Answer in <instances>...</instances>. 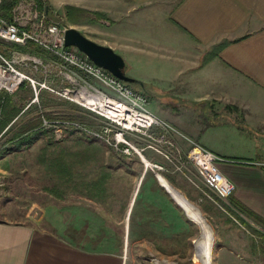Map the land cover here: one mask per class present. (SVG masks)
Masks as SVG:
<instances>
[{"label":"rangeland","instance_id":"1","mask_svg":"<svg viewBox=\"0 0 264 264\" xmlns=\"http://www.w3.org/2000/svg\"><path fill=\"white\" fill-rule=\"evenodd\" d=\"M101 3L102 0H1L0 13L17 19L27 29L56 23L61 28L74 27L102 43L103 30L111 21L97 10ZM35 46L42 50L37 53L33 45L16 43L11 49L43 62L38 66L32 60L20 63L36 81L38 96L33 84L26 80L9 93L16 94L19 88L28 86L24 97L17 105H10L8 113L1 99L0 219L32 221L47 229L66 225L79 244L126 255V264H247L246 243L264 245V232L259 229L264 230V224L235 208L230 197L218 198L204 183L196 164L187 159L191 141L198 142L194 138L185 137L189 148L183 151L172 138L173 145L169 147L155 145L148 137L131 136L130 141L138 148L163 158H146L148 163L163 167L150 164L148 169L169 174L188 198L168 185L183 208L174 211L172 221L152 210L142 222L140 212L130 213L125 222L129 195L134 190L135 165L124 157L135 153L123 152L124 145L117 148L111 140L116 124L104 118L100 108L88 106L91 96H101L103 100L118 97L87 73L65 68L64 61ZM131 70L154 80L148 60L137 62ZM144 84L131 86L148 96L155 85ZM15 115V122L6 128ZM240 130L242 135L256 134L245 126ZM160 133H154V137ZM221 135L220 138L219 133L211 132V138L222 144L227 156H247L249 142L242 135L237 140L227 132ZM255 137L262 153L264 138ZM165 150L172 154L166 157ZM158 177L164 181L161 174ZM202 220L208 223L214 240L207 248ZM255 264H262L261 259Z\"/></svg>","mask_w":264,"mask_h":264},{"label":"crops","instance_id":"2","mask_svg":"<svg viewBox=\"0 0 264 264\" xmlns=\"http://www.w3.org/2000/svg\"><path fill=\"white\" fill-rule=\"evenodd\" d=\"M99 9L111 21L100 44L121 54L127 75L155 85L146 95L149 107L174 127L170 138L183 151L189 148L185 137L194 138L223 158L219 168L234 182L232 198L246 212L234 207L264 221V144L261 153L255 137L264 138V0H102ZM12 46L0 41L6 55ZM33 46L38 53L41 48ZM145 60L154 80L131 70ZM27 87L3 94L6 113ZM12 117L6 128L17 116ZM242 126L256 134L242 135ZM211 132L220 138L227 132L235 140L242 135L249 142L247 156H227ZM143 153L163 159L149 149ZM124 159L135 165L125 222L132 212H140L142 222L152 210L172 221L174 211L183 208L170 187L187 195L166 172L147 169L137 154ZM245 253L247 264L259 259L264 264V245L248 242ZM0 264H126V255L81 245L63 224L47 229L32 221L0 219Z\"/></svg>","mask_w":264,"mask_h":264},{"label":"built area","instance_id":"3","mask_svg":"<svg viewBox=\"0 0 264 264\" xmlns=\"http://www.w3.org/2000/svg\"><path fill=\"white\" fill-rule=\"evenodd\" d=\"M67 29V27L61 28L56 23L40 29H27L22 27L17 19H8L0 13V41L16 43L26 47L30 45L41 46L44 50L50 51L55 58L64 61L65 68L69 66V69L71 67L80 69L90 77L98 80L118 97V99L111 96L107 97L109 111H114V117L100 112L104 118L116 124V133L111 140L115 141L114 145L117 148H119V145H124L126 149H123V152L140 155L139 150L144 149L133 144L130 141L131 136L148 137L156 143L155 145L166 144L172 147V139L168 133L169 131H175V129L169 122L148 108L147 96L136 91L131 85L119 79L107 69L95 64L78 48L66 46L65 32ZM25 60H32L36 64L35 66L43 62L37 58L30 59L28 55H20L16 51H12L11 55H6L0 48V118L2 117L1 99L3 94L14 92L26 80L33 84L35 95L38 96L36 81L20 67V63L22 64ZM37 84L39 83L37 82ZM155 127L161 129V133L156 138L153 131ZM191 143L192 147L187 154V159L196 164L204 183L214 191L218 198L225 200L231 197L235 191V184L221 172L218 165L224 159L196 141L192 140ZM156 150L163 153L159 148ZM168 151L171 150H165L166 157H169L168 154H172ZM154 165L155 168H163L158 164ZM209 198L213 199L211 195Z\"/></svg>","mask_w":264,"mask_h":264},{"label":"water","instance_id":"4","mask_svg":"<svg viewBox=\"0 0 264 264\" xmlns=\"http://www.w3.org/2000/svg\"><path fill=\"white\" fill-rule=\"evenodd\" d=\"M65 45L78 48L85 53L95 64L107 69L113 75L126 83H133L134 78L126 73V62L124 58L110 46L100 44L74 27L65 32ZM167 187L168 183L164 180ZM170 186V185H169ZM169 191H172L170 189ZM162 264V263H159Z\"/></svg>","mask_w":264,"mask_h":264},{"label":"bare ground","instance_id":"5","mask_svg":"<svg viewBox=\"0 0 264 264\" xmlns=\"http://www.w3.org/2000/svg\"><path fill=\"white\" fill-rule=\"evenodd\" d=\"M88 100H89L88 106L92 105V106H95L96 108H100L101 112L103 114H107L110 117H114V111H109L110 107L107 104L108 98L103 100L101 98V96H99V97L98 96H94V97L91 96L90 98L88 97ZM142 151L143 150H139L140 155L139 154H137V155L142 157L141 159H142L144 165L146 166V168L148 169V166H150V164L152 166H155L153 163H150V162L147 163L148 161L146 160V157H145V155H144V153ZM174 194H176V193L174 192ZM201 223H202V225L204 227V231L203 232L205 234H203V235L206 236V238H205L206 239L205 247L207 248V247L211 246L213 244V242H214L213 235L211 234L210 227L208 226V223L206 221H204V220H202ZM157 264H159V262Z\"/></svg>","mask_w":264,"mask_h":264},{"label":"trees","instance_id":"6","mask_svg":"<svg viewBox=\"0 0 264 264\" xmlns=\"http://www.w3.org/2000/svg\"><path fill=\"white\" fill-rule=\"evenodd\" d=\"M129 85H138V84H140V85H143V86H145V84L143 83V82H141V81H139V80H137V79H135L134 78V82L133 83H128ZM230 200H231V204H233L234 206H236L237 208H239L241 211H245L246 212V210L242 207V206H240V205H238L237 203H236V201L232 198V196L230 197ZM258 218V217H257ZM258 220L260 221V222H262L263 224H264V221L263 220H261V219H259L258 218Z\"/></svg>","mask_w":264,"mask_h":264}]
</instances>
